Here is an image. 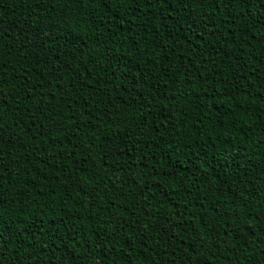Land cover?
Segmentation results:
<instances>
[{"label": "trees", "instance_id": "obj_1", "mask_svg": "<svg viewBox=\"0 0 264 264\" xmlns=\"http://www.w3.org/2000/svg\"><path fill=\"white\" fill-rule=\"evenodd\" d=\"M0 264H264V0H0Z\"/></svg>", "mask_w": 264, "mask_h": 264}]
</instances>
